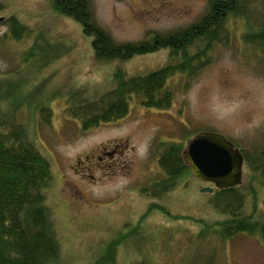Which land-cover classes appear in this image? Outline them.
<instances>
[{
	"label": "rangeland",
	"instance_id": "obj_1",
	"mask_svg": "<svg viewBox=\"0 0 264 264\" xmlns=\"http://www.w3.org/2000/svg\"><path fill=\"white\" fill-rule=\"evenodd\" d=\"M88 2L96 22L115 42L126 44L187 28L209 10L210 0ZM0 3V77L26 81L32 105L40 101L53 110L50 120H43L39 111L24 107L19 122L51 161L55 180L48 203L67 264L99 262L114 244H119L118 264H264V240L249 232L229 236L221 228L225 216L213 204L217 194L200 191L211 185L186 172L155 189L170 179L160 165L165 143H177L184 153L198 133L217 132L254 157L264 150V55L244 41L250 31L244 19L230 20L229 42L216 45L192 76L169 78V107L149 108L142 96L132 95L126 116L83 130L67 112L70 89L107 94L114 88L110 78L116 68L135 77L177 61L170 62L168 51L161 50L98 67L91 38L48 0ZM256 7L258 15L264 12L259 2ZM12 18L30 36L12 38L7 24ZM37 43L46 51L31 58ZM95 154L102 160L82 162L83 156ZM247 168L244 163V174ZM252 178L244 175L243 191L248 204L258 199L252 223L259 228L264 225V178Z\"/></svg>",
	"mask_w": 264,
	"mask_h": 264
},
{
	"label": "trees",
	"instance_id": "obj_2",
	"mask_svg": "<svg viewBox=\"0 0 264 264\" xmlns=\"http://www.w3.org/2000/svg\"><path fill=\"white\" fill-rule=\"evenodd\" d=\"M48 1L57 14L71 18L82 26L84 34L91 38L93 58L98 67L115 61L126 62L135 56L161 50L168 51L170 62L177 61L135 77H129L125 70L116 68L110 78L114 88L107 94L91 96L88 89H70L72 93L67 97V112L80 121L83 130L126 116L132 95L142 96L149 108L169 107L173 101V93L167 88L169 78L176 73L192 76L196 69L208 62L205 58L212 57L211 52L216 45L229 42L231 32L228 23L232 19H244L247 26L250 25V31L243 36L244 41L264 55V12L258 15L256 7L259 2L264 8V0H210L209 10L187 28L149 35L141 42L126 44L115 42L96 22L88 0ZM2 8L0 3V11ZM7 24L14 39L31 34L16 18L10 19ZM45 47L37 43L30 57L44 54ZM10 79L0 77V264H67L54 210L48 203L49 190L55 180L51 161L33 143L28 128L19 122L24 107L39 111L43 120H50L53 110L48 105L40 106V101L32 105L27 97L26 81L15 80L14 77ZM170 143H165V152L160 159V165L170 179L157 183L156 190L170 185L171 180L180 178L186 172L191 174L183 156V147ZM236 147L239 148L238 145ZM239 149L248 167L245 177L252 174V182L256 178H264V150L254 157L247 150ZM243 190L244 183L215 189L217 198L213 204L225 216L220 226L229 236L249 232L264 240V225L258 228L257 223H252L259 208L258 199L253 200L254 205L248 204V195ZM257 194L258 190L255 197ZM154 197H160L157 191H154ZM153 205L155 209L164 210L160 205ZM118 245L108 246L104 259L93 264H118L115 261Z\"/></svg>",
	"mask_w": 264,
	"mask_h": 264
},
{
	"label": "water",
	"instance_id": "obj_3",
	"mask_svg": "<svg viewBox=\"0 0 264 264\" xmlns=\"http://www.w3.org/2000/svg\"><path fill=\"white\" fill-rule=\"evenodd\" d=\"M183 156L191 173L202 182L221 189L243 184L244 155L220 133H198L189 141ZM200 191L213 193L214 187H203Z\"/></svg>",
	"mask_w": 264,
	"mask_h": 264
},
{
	"label": "flooded vegetation",
	"instance_id": "obj_4",
	"mask_svg": "<svg viewBox=\"0 0 264 264\" xmlns=\"http://www.w3.org/2000/svg\"><path fill=\"white\" fill-rule=\"evenodd\" d=\"M102 155L106 156V155H112L111 153L109 152H102ZM97 160H102V156L101 155H98V154H95L93 157L91 156H83V161L85 164H90L92 162H96ZM209 185L211 186H214L212 183H208Z\"/></svg>",
	"mask_w": 264,
	"mask_h": 264
},
{
	"label": "bare ground",
	"instance_id": "obj_5",
	"mask_svg": "<svg viewBox=\"0 0 264 264\" xmlns=\"http://www.w3.org/2000/svg\"><path fill=\"white\" fill-rule=\"evenodd\" d=\"M212 187H214V191H215V189H219V188H215V186H212ZM203 188V187H202Z\"/></svg>",
	"mask_w": 264,
	"mask_h": 264
}]
</instances>
